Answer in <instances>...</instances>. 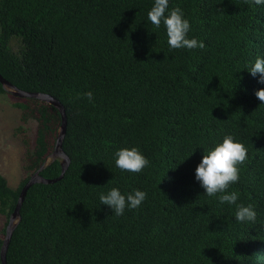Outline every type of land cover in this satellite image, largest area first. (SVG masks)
<instances>
[{
	"label": "trees",
	"instance_id": "16d2710c",
	"mask_svg": "<svg viewBox=\"0 0 264 264\" xmlns=\"http://www.w3.org/2000/svg\"><path fill=\"white\" fill-rule=\"evenodd\" d=\"M153 4L0 0V76L62 105L69 158L60 181L27 191L7 264H264V103L255 96L264 84L247 72L264 59V4L169 0L168 11L179 7L189 21L187 38L205 45L191 50L168 46L163 24L147 19ZM11 106L21 111L23 177L12 189L0 175V247L19 192L52 154L47 139L54 149L61 124L39 100ZM226 135L247 149L228 191L253 206L255 223L236 222V206L204 195L195 180L203 154ZM132 147L149 161L140 173L115 166L114 153ZM60 172L55 160L40 175ZM113 187L147 197L116 216L99 201Z\"/></svg>",
	"mask_w": 264,
	"mask_h": 264
},
{
	"label": "clouds",
	"instance_id": "9594fccd",
	"mask_svg": "<svg viewBox=\"0 0 264 264\" xmlns=\"http://www.w3.org/2000/svg\"><path fill=\"white\" fill-rule=\"evenodd\" d=\"M255 5L264 4V0H252ZM169 0H154L152 8L147 13V19L156 28L163 24L167 43L171 49H203L202 41L187 38L190 24L184 18L182 10L177 7L168 11ZM167 12V14H166ZM247 72L256 77L259 74V83L264 84V59L257 58ZM256 98L264 103V89L255 92ZM89 101L93 99L91 92L84 93ZM115 166L121 171L140 173L148 166L149 161L136 147L122 148L114 153ZM247 159V149L241 143L234 142L231 135L224 136L221 143L203 154L200 163L195 168V180L204 190V195L216 197L220 205H235V221L240 223L256 221V212L251 204L245 206L237 204L239 193L229 192L230 185L239 180V166ZM109 182V181H108ZM107 182V183H108ZM144 191L133 190L127 196L121 194L118 188H111L106 194L99 195L101 205L107 206L116 216L123 215L125 208L136 209L146 199ZM264 229V227H262Z\"/></svg>",
	"mask_w": 264,
	"mask_h": 264
},
{
	"label": "rangeland",
	"instance_id": "374dc122",
	"mask_svg": "<svg viewBox=\"0 0 264 264\" xmlns=\"http://www.w3.org/2000/svg\"><path fill=\"white\" fill-rule=\"evenodd\" d=\"M19 98L9 94L0 95V175L3 176L9 187L15 189L23 177L22 157L24 147L15 134V129L20 123L21 111L13 108L12 103ZM36 129L35 121L28 123V135L30 142L33 141ZM48 155L53 152V139L48 137ZM50 158L46 159L49 162ZM5 219L0 215V231L4 227Z\"/></svg>",
	"mask_w": 264,
	"mask_h": 264
},
{
	"label": "water",
	"instance_id": "95a60500",
	"mask_svg": "<svg viewBox=\"0 0 264 264\" xmlns=\"http://www.w3.org/2000/svg\"><path fill=\"white\" fill-rule=\"evenodd\" d=\"M0 84L2 85L3 89L13 95L14 97H17L19 99H36L39 100L47 105L53 106L59 113L61 117V124L56 136V141L54 145V149L52 154L49 156L50 161L44 163L34 174L30 176V178L27 180V182L23 185L21 188L18 199L15 205V208L10 215L8 219V223L5 227V233L2 240V244L0 247V264H7L6 262V252L9 245V242L11 240L12 234L14 229L16 228L19 220H20V214L19 210L23 204V201L25 199L26 193L29 190L31 186L34 184H53L58 181H60L69 165V158L66 156V154L63 152L62 149V142L65 135V129H66V116L65 111L62 105L53 97L43 94V93H29L25 91L18 90L14 86H12L10 83H8L6 80H4L0 76ZM59 160L60 161V168L61 172L60 175L57 178L54 179H46L40 175V172L52 161Z\"/></svg>",
	"mask_w": 264,
	"mask_h": 264
}]
</instances>
